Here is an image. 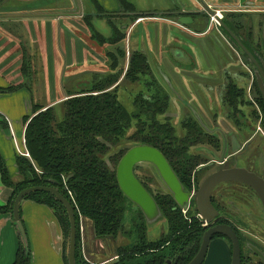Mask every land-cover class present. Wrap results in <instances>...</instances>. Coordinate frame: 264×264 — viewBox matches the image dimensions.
Masks as SVG:
<instances>
[{
	"label": "trees",
	"instance_id": "16d2710c",
	"mask_svg": "<svg viewBox=\"0 0 264 264\" xmlns=\"http://www.w3.org/2000/svg\"><path fill=\"white\" fill-rule=\"evenodd\" d=\"M123 5L132 10L128 3ZM150 74L147 58L134 53L124 75L123 69L111 73L87 91L66 99L62 103L64 117L61 121H57L52 107L37 108L31 116L24 117V145L28 157L16 159L20 182L11 180L0 154V180L4 187L12 190L7 204L0 206V213L12 215L13 201L24 189L52 187L70 202L74 210L75 264H87L80 256V218L92 223V233L97 240H117L120 236L134 235L133 244L115 250L112 264H168V261L170 264H187L197 253L201 237L209 228L203 227L194 204L184 216L169 193H151L167 225L166 234L158 240L147 239L146 223L137 208L132 217V230L126 232L123 225L127 200L118 187L115 169L128 145L144 144L158 149L189 193L192 191L193 171L202 162L200 158L191 159L187 155L190 145L204 142V134L196 123L183 122L181 128L186 135L178 138L173 126L160 121L159 117L168 109L167 97L140 92L133 99L131 112L119 101L120 81L138 83L141 77ZM150 85L153 86V82ZM237 94L233 87L227 93L228 102L234 109ZM195 183H199L198 179ZM23 200L53 211L65 240L63 262L68 264L66 240L70 223L65 207L47 192H32ZM19 213L21 217L20 210ZM216 237L222 236L216 235L213 239ZM29 253L28 246L25 248L21 241L13 264H30Z\"/></svg>",
	"mask_w": 264,
	"mask_h": 264
},
{
	"label": "crops",
	"instance_id": "0c3cea01",
	"mask_svg": "<svg viewBox=\"0 0 264 264\" xmlns=\"http://www.w3.org/2000/svg\"><path fill=\"white\" fill-rule=\"evenodd\" d=\"M93 1L0 0V91H5L0 92V154L14 183L21 181L16 159L19 156L27 157L23 118L31 116L40 107H52L55 110L69 97L87 91L95 83L115 72L114 65L117 64L118 55L120 58L124 57L125 42L122 43V48L111 44V51L104 50V53H100L95 45L89 43L90 25V29L95 30L91 20L102 19L105 14L121 13L124 2L132 4L137 12L156 15L159 12L174 10H199L198 6L190 9L189 0ZM203 1L229 8L236 6L238 1H250L257 4L249 8L252 11L264 9L258 5L264 0ZM160 3L164 6L160 7ZM193 3L195 4V1ZM86 16L89 22L85 24ZM187 16L194 22L183 25L186 27L184 29L177 25L171 16H163V19L140 18L136 26L144 25V28L135 43L130 40L128 43L129 52L145 55L149 53L156 59L157 65L164 67L171 82L180 89L185 85V78L180 80L181 74L179 75L176 69L183 71L185 77H188L186 72L196 66L193 57L186 55L187 44H192L193 48L200 51L202 66L213 68V74L207 70L192 76H197L200 85L212 80L213 75H220L222 67L229 63L226 61L224 44L219 36L203 33L204 27L200 19L193 15ZM123 18H119L121 22L127 19ZM148 24H152V29H148ZM96 33L101 43H108L102 39L107 40L110 36L104 37L101 33ZM108 58L110 64L107 63ZM83 66H86L84 70ZM230 74L237 77L239 73L234 71ZM122 83L123 81H120V84ZM183 95L187 99V95ZM15 136L20 138L23 151L12 139ZM11 194L12 190L4 187L0 180V206L7 204ZM20 211L29 241L30 264H64L65 240L53 211L30 200L22 201ZM84 220L81 218L79 221L82 251L85 253L90 246L97 251L96 245L103 248L93 233L87 236ZM13 221L11 214L0 213V264L14 263L21 242ZM216 238L218 239H212L210 245L216 242L220 252L215 255L212 245H209L203 264H231L227 239Z\"/></svg>",
	"mask_w": 264,
	"mask_h": 264
},
{
	"label": "flooded vegetation",
	"instance_id": "af4514ba",
	"mask_svg": "<svg viewBox=\"0 0 264 264\" xmlns=\"http://www.w3.org/2000/svg\"><path fill=\"white\" fill-rule=\"evenodd\" d=\"M189 1L188 7L190 9L198 6L199 10H174L159 12L156 15V13L150 12H137L133 5L128 3L132 6V10L122 7L123 11L121 13L105 14L104 18H106L111 31V36L107 39V42L116 46L124 42L126 43L122 68L114 70L118 72L123 69L124 75L129 66L130 57L132 54L138 53L129 52L128 43L132 29L136 27V24L140 22V18L143 17L163 19V16H171L174 17L177 25L184 29L186 27L183 25H186L188 22H194L187 15H193L203 23V33L210 36L217 35L223 41L224 55L226 61L229 63L224 68L222 67L221 74L216 75L215 79L206 81L203 85H200L201 83L197 76L192 78V76L198 74L197 72L190 70L188 73L186 72L188 77H185L182 73L183 71L176 69L179 75L181 74L179 79L184 80L185 78L183 89H180L171 82L170 75L165 71L164 67L159 64L157 65V60L153 59L149 53L146 55L143 53L139 54L147 58L150 66L151 74L147 76L149 78L147 80V84L150 86L149 89L152 90V93L161 94L168 99V109L161 116L164 119L160 121L168 122L173 126L170 121L174 117L179 118V114H182V116L180 115L182 119L179 122L173 121L178 124L177 127L173 126L178 138L185 137L186 132L182 130L181 125L187 121L193 124L196 123L202 130V134H204L203 143L192 144L188 147V157L191 159L200 158L202 161L193 171L191 192H196L206 177L219 170L242 169L257 179L255 188H250L238 182H223L212 189L211 203L220 213L212 225L227 224L236 231L241 244L242 264H264V231L262 230L264 229V205L257 192V190L259 192L264 191V9L252 11L249 8L255 7L257 4L250 1H238V4L232 8L223 7L222 5L215 6V3L211 4L203 0H194L197 5L193 3V0ZM200 1L201 3H205L206 8L201 6ZM258 5L264 8V2ZM200 12H203V15ZM99 14H101L100 11ZM241 15L249 16L250 22H244L243 24L241 21H238ZM122 17H124L123 19L125 17L127 19L123 23L121 22L120 27L116 26L114 21ZM251 18H253L252 21ZM85 19L88 21L87 16ZM115 39L116 42H112ZM117 39L120 40L117 41ZM186 47V55H191L195 61L191 50L194 52L197 48H193L192 44H187ZM226 48L237 59L236 62L227 53ZM198 53L200 54L199 50ZM119 58L120 56L118 55ZM118 59H116L117 64L115 63L114 67L118 66ZM212 70L213 68L209 70L211 74H213ZM234 71L239 73L237 77L230 74ZM235 81L240 82L241 86H238ZM150 82H153V86L150 85ZM196 83L199 88L198 86L196 87ZM210 84H213V86H210ZM203 86L207 92L210 89L215 92L221 88L225 89V93L222 92L217 96L218 98L220 97V101H215L212 95L207 99H203L199 93V91L204 90L200 88ZM232 87L238 91L236 97L237 107L235 109L230 106L227 99V93ZM214 92L212 93L213 95ZM183 93L187 95V99ZM173 103L178 106L175 112L169 109L170 104ZM181 109H183L184 115ZM180 131L183 133L182 136L179 135ZM136 145L140 144L128 145L127 150ZM193 148H199L201 152L189 154V151ZM223 152L225 154L222 159ZM139 166L150 168L161 184L160 190L153 192L135 174L136 178L150 194H168L151 165L138 164L134 167V173ZM171 169L174 171L172 167ZM198 177L202 178L200 183L197 184L195 180ZM127 202L133 206L130 201L127 200ZM192 204H194V201H192ZM249 224L256 227L262 226L260 227L261 229L258 228L260 236L255 237L254 234L248 233V227H244V225L248 226ZM245 252H247L248 258L247 255L246 257L243 256V254H246ZM258 254H261V257ZM168 264H170L169 261Z\"/></svg>",
	"mask_w": 264,
	"mask_h": 264
},
{
	"label": "water",
	"instance_id": "95a60500",
	"mask_svg": "<svg viewBox=\"0 0 264 264\" xmlns=\"http://www.w3.org/2000/svg\"><path fill=\"white\" fill-rule=\"evenodd\" d=\"M201 3V1H200ZM201 6L206 8L205 3ZM74 8L76 6L74 5ZM203 15V12H200ZM224 152L222 159L224 158ZM138 164L151 165L159 180L165 186L167 192L171 195L181 211H189L194 207L201 220L209 225V228L203 233L200 245L195 256L187 264H203L210 242L216 235L227 238L231 243V264H241V244L236 231L227 224H213V221L219 217V212L211 203L212 189L223 182L241 183L255 188L257 179L250 173L242 169H231L217 171L206 177L201 183L196 192H186L183 185L180 183L177 175L171 169L165 157L157 149L147 145H136L129 148L119 160L115 176L118 187L124 197L131 202L142 213L146 225L152 224L158 219H164L158 205L153 199V196L144 188L140 181L136 178L134 167ZM32 192H47L53 194L65 207L69 223V237L67 245V260L68 264H75L76 256V220L74 210L70 202L65 199L57 189L52 187H30L24 189L15 197L12 206V217L14 225L17 227L23 240L27 243L26 233L20 217V205L24 197ZM259 197L264 205V191L259 192ZM165 220V219H164ZM166 222V221H165ZM148 229V226H147ZM26 243L24 244L27 248ZM256 251V250H254ZM261 257V254H258Z\"/></svg>",
	"mask_w": 264,
	"mask_h": 264
},
{
	"label": "rangeland",
	"instance_id": "374dc122",
	"mask_svg": "<svg viewBox=\"0 0 264 264\" xmlns=\"http://www.w3.org/2000/svg\"><path fill=\"white\" fill-rule=\"evenodd\" d=\"M162 1H166V0H162ZM160 5H161L160 7L164 6L162 3H160ZM226 17H228V16L226 15ZM239 17L240 18L238 19V21H241L243 24H244V22H246V23L250 22V19L248 18L249 16L241 15ZM252 20H253V18H251V21ZM91 21H92L93 25H95V30L97 32H99L102 35H104V37L111 36L110 27H109V25H108V23L106 21V18H103V19L95 18V19H93ZM84 23L85 24L88 23L87 20ZM114 23L118 27L121 26L120 19L115 20ZM148 25H149L148 29H152V24H148ZM90 27H89V31H88L89 43H91L92 45H95L98 48V50L100 51V53H104L105 51H111V48H112L111 44L110 43H101L99 38H98V35H97L96 31L93 28L90 29ZM142 28H144V25H140L138 27L136 26V28L132 29L131 36L129 37V40L131 41V43H135L137 41V37H138L139 33L141 32ZM125 31H126V29H125ZM93 35H95V36L93 37ZM121 45L122 44L118 45L119 46L118 48H122ZM226 50H227V53H229V55H231L230 50L228 48H226ZM191 51H192V53L194 55V59H195L196 64H197L194 67V69H191V70H194L195 72H201V71L206 72L207 70H210L209 67L202 66V60L200 58V54L198 53V50L196 49V50H194V52H193V50H191ZM232 57L234 58V60L236 62L237 59L234 56H232ZM123 58L124 57H122V59H120V58L118 59V66L115 68V70H118L119 68H122V64H123V60H124ZM108 59L109 60L107 61V63L110 64V58H108ZM211 63L213 64V62H211ZM85 67L86 66L82 67L83 70L85 69ZM213 76L214 77L212 79H215L216 75H213ZM148 79L149 78L147 76H143V77H141V81L138 82V83H129L127 81H124L120 85V87L118 88V92H117L118 99L121 102V104L127 109V111L131 112L133 110L132 102H133L134 97L137 94H139L141 92V93H143L145 95H149V93L152 91V90L149 89L150 86L147 84V80ZM234 80H236V79H234ZM235 83L238 86H241L240 82H236L235 81ZM197 86H198V84L196 83V87ZM210 86H213V84H210ZM198 88H199V86H198ZM200 88L204 89V90H201V91L198 90L199 93L201 94V96L203 97V99H207V98L211 97V95H212V96H214V100L215 101H220V97L218 98L217 96H219L222 92L225 93V89H221V88H219V90L215 91V92L212 89L208 90V92L205 91L206 88L204 86L200 87ZM213 92H214V95L212 94ZM177 107H178L177 104L173 103V104H170L169 109H170V111L175 112ZM54 111H55V115H56L57 121H61L63 119V117H64V110H63L62 106L56 107ZM181 112H183V115H184L183 109H181ZM180 115L182 116V114H179V118H175L174 117L170 121L171 124L174 127H177L178 124L174 123L173 121L179 122L182 119V117ZM185 115H186V113H185ZM183 118H187V117H183ZM159 119L162 120V119H164V117H159ZM179 135L180 136L183 135L182 131L179 132ZM12 139L16 141V143L18 144L19 148L23 151L24 148H23V145L21 144L20 138L15 136ZM200 152H201V149L193 148V149H191L189 151V154H197V153H200ZM135 174H136V176L139 179L144 181L146 186H148V188L151 191L157 192V190H160L161 184L156 179L154 173L151 171L150 168L145 167V166H139L136 169ZM201 178L202 177H200V178L198 177L199 183H200ZM126 207L128 208V210L125 212L123 225H124V230L126 232H129V231L132 230V217L134 215V210H135L134 207L135 206L134 205L133 206L129 205V203L126 202ZM182 214L184 216H187V214H185L183 212H182ZM197 215H198V213H197ZM80 220H81V218H80ZM13 225H14V221H13ZM202 225H203V227H208L207 224H202ZM251 225L250 224L248 226L244 225V227H248V233L250 232V233L254 234L255 237L260 236V232H259L258 228H260L262 226H257L256 227L255 225L254 226L253 225L251 226ZM84 226H85V231L87 229V236L88 235L90 236L89 233H92V223L90 221H88V220H84ZM147 226H148L147 239H149V240H158L164 234H166V232H167V225H166V222H165L164 219H158L157 221H155L152 224H149ZM79 229H80V224H79ZM262 230L264 231V229H262ZM16 231H18V229ZM79 232L81 234V231H79ZM18 233H19V231H18ZM25 233H26V230H25ZM245 234H247V233H245ZM19 237H20V241H22V243L25 244L26 242L23 240V238L20 235V233H19ZM26 238H27L26 245L29 248V241H28L27 233H26ZM221 238H223V237H221ZM217 239L218 238H215V240H217ZM223 239H225V238H223ZM134 240H135V237L132 234L130 236H128V237H123V238L120 236L117 240H112V239H109V238L103 239V240H99L102 243L103 248H101L100 246L98 247V245H96V247H97V251H96L95 249H93V246H90L89 248H87V250L84 253L82 251V246H80V253H81L80 256L82 257L83 261L86 262L87 264H112L113 261L115 260V258L113 257V253L115 252V250L118 247L129 246V245L133 244L135 242ZM228 241L229 240H226V244H227V247H228L229 252H230L231 251V247H230V244H229ZM96 244H98V243H96ZM67 245H68V239L66 240V258H67ZM211 245L210 246L212 247L213 252L215 253V255H218V253L220 252V248H219V246H217L218 244L215 242V243H213ZM208 250H209V248H208ZM245 253H246L245 255L243 254L244 257H246V255H247V252H245ZM207 254H208V252H207ZM247 258H248V255H247Z\"/></svg>",
	"mask_w": 264,
	"mask_h": 264
},
{
	"label": "built area",
	"instance_id": "2783aa9c",
	"mask_svg": "<svg viewBox=\"0 0 264 264\" xmlns=\"http://www.w3.org/2000/svg\"><path fill=\"white\" fill-rule=\"evenodd\" d=\"M25 155L28 157V154H27V153H26ZM182 212L185 213V214L187 213V211H182ZM197 217H198L199 219H201L198 215H197ZM204 224H205V223H204Z\"/></svg>",
	"mask_w": 264,
	"mask_h": 264
}]
</instances>
